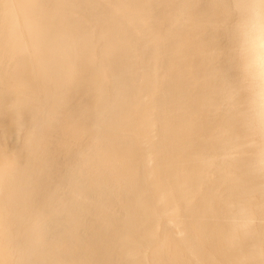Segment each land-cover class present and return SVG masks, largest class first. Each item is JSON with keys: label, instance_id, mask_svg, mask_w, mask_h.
<instances>
[{"label": "bare ground", "instance_id": "obj_1", "mask_svg": "<svg viewBox=\"0 0 264 264\" xmlns=\"http://www.w3.org/2000/svg\"><path fill=\"white\" fill-rule=\"evenodd\" d=\"M217 19L218 0H0V264H264Z\"/></svg>", "mask_w": 264, "mask_h": 264}, {"label": "clouds", "instance_id": "obj_2", "mask_svg": "<svg viewBox=\"0 0 264 264\" xmlns=\"http://www.w3.org/2000/svg\"><path fill=\"white\" fill-rule=\"evenodd\" d=\"M216 26L228 67L223 103L233 131L229 159L242 166L251 191L264 195V0H218ZM236 218L249 228L255 223L246 206Z\"/></svg>", "mask_w": 264, "mask_h": 264}]
</instances>
